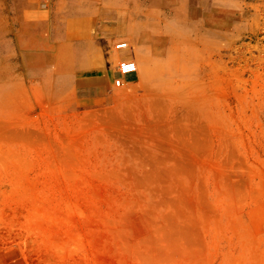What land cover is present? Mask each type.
<instances>
[{
	"label": "rangeland",
	"instance_id": "rangeland-1",
	"mask_svg": "<svg viewBox=\"0 0 264 264\" xmlns=\"http://www.w3.org/2000/svg\"><path fill=\"white\" fill-rule=\"evenodd\" d=\"M113 4L86 64L0 0V264H264V0Z\"/></svg>",
	"mask_w": 264,
	"mask_h": 264
},
{
	"label": "crops",
	"instance_id": "crops-1",
	"mask_svg": "<svg viewBox=\"0 0 264 264\" xmlns=\"http://www.w3.org/2000/svg\"><path fill=\"white\" fill-rule=\"evenodd\" d=\"M7 3L3 7V15L17 16L18 20L24 16L34 17L48 15L50 33L57 42L58 48L87 50L89 60L82 64H99L101 62V32L107 37H113L111 28L105 21H113L119 16L113 10L119 6L113 4L117 0H2ZM113 2V3H112ZM113 4V6H112ZM115 30V29H114ZM116 31V30H115ZM91 50V51H90ZM90 51V52H89ZM100 52V53H99ZM81 61H78L80 63ZM111 76L106 79L90 77L81 80L78 88L82 96L97 98L104 95V90L111 83ZM131 81V80H130ZM107 87V88H106Z\"/></svg>",
	"mask_w": 264,
	"mask_h": 264
},
{
	"label": "built area",
	"instance_id": "built-area-1",
	"mask_svg": "<svg viewBox=\"0 0 264 264\" xmlns=\"http://www.w3.org/2000/svg\"><path fill=\"white\" fill-rule=\"evenodd\" d=\"M127 46L125 43H119L117 45V49L118 50H123V49H126ZM137 72V65L134 61L132 60H128V59H123V61H121L119 63V66H118V73L119 75H121L122 77L124 76H128L130 74H134ZM115 85L116 86H123L124 85V80L122 78H118L116 81H115Z\"/></svg>",
	"mask_w": 264,
	"mask_h": 264
},
{
	"label": "bare ground",
	"instance_id": "bare-ground-1",
	"mask_svg": "<svg viewBox=\"0 0 264 264\" xmlns=\"http://www.w3.org/2000/svg\"><path fill=\"white\" fill-rule=\"evenodd\" d=\"M121 43H125L126 44V46L128 47V45H127V42H121ZM119 44V43H118ZM117 44V45H118ZM117 45L115 46V48H114V51L113 52H110V50L109 49H107L106 50V52H105V48H104V52H105V54H103L104 56H102V57H104L106 60H108V61H110V60H116V61H119L118 62V66H119V63L121 62V61H123V59H128V58H122V57H120V54H119V52L120 51H123V50H126V49H128V48H126V49H123V50H118L117 49ZM139 48L140 47H138V46H135V48H134V54L135 55H138V51H139ZM100 53V52H99ZM103 58V59H104ZM128 60H131V59H128ZM133 61V60H132ZM135 62V61H134ZM136 63V62H135ZM137 65V64H136ZM131 75V74H130ZM80 77H84V75L83 74H80L79 75ZM125 77V76H124ZM124 77H122L121 75L119 76V78H124Z\"/></svg>",
	"mask_w": 264,
	"mask_h": 264
}]
</instances>
